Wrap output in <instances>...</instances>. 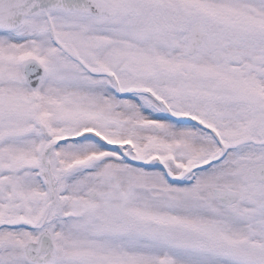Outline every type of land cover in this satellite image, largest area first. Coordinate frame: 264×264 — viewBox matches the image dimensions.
<instances>
[{
	"label": "snow or ice",
	"instance_id": "6c2138e0",
	"mask_svg": "<svg viewBox=\"0 0 264 264\" xmlns=\"http://www.w3.org/2000/svg\"><path fill=\"white\" fill-rule=\"evenodd\" d=\"M0 264H264V0H0Z\"/></svg>",
	"mask_w": 264,
	"mask_h": 264
}]
</instances>
